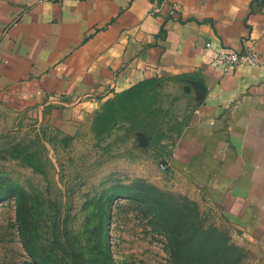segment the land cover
Here are the masks:
<instances>
[{"label": "crops", "instance_id": "1", "mask_svg": "<svg viewBox=\"0 0 264 264\" xmlns=\"http://www.w3.org/2000/svg\"><path fill=\"white\" fill-rule=\"evenodd\" d=\"M249 45L258 66L214 61ZM144 80L174 85L184 111L151 178L264 244V0H0V102L73 135Z\"/></svg>", "mask_w": 264, "mask_h": 264}, {"label": "rangeland", "instance_id": "2", "mask_svg": "<svg viewBox=\"0 0 264 264\" xmlns=\"http://www.w3.org/2000/svg\"><path fill=\"white\" fill-rule=\"evenodd\" d=\"M156 84L150 110H136L135 130L119 118L100 136L93 123L71 135L48 109L0 102V264H38L19 225L43 264H173L165 231L143 202L127 197L131 187L193 202L203 227L237 247L229 253L232 264H264L263 243L232 231L214 206L151 178L184 114L175 86ZM12 188L21 192L19 220L15 198L1 199Z\"/></svg>", "mask_w": 264, "mask_h": 264}, {"label": "trees", "instance_id": "3", "mask_svg": "<svg viewBox=\"0 0 264 264\" xmlns=\"http://www.w3.org/2000/svg\"><path fill=\"white\" fill-rule=\"evenodd\" d=\"M156 87L155 81L144 80L108 99L93 120L94 133L97 136L108 133L119 118L128 121L130 129L135 130L141 123L138 120L139 112L136 110L140 107L144 111L150 110L151 103L155 100ZM145 188L146 190L138 189L132 192L133 187H131L127 197L143 202L165 231L173 264H232L229 253L237 247L229 245L227 238L217 234L214 227L206 229L203 227L198 209L193 202L182 199L181 203H178L166 192L154 187ZM19 195L21 192L12 188L9 193L1 196V199L11 196L15 198L18 206V220L21 215ZM176 211H178L177 215ZM164 212L168 213L163 214ZM19 231L28 254L38 264H43L27 245L26 232L21 225H19ZM214 235L219 239L213 238Z\"/></svg>", "mask_w": 264, "mask_h": 264}, {"label": "built area", "instance_id": "4", "mask_svg": "<svg viewBox=\"0 0 264 264\" xmlns=\"http://www.w3.org/2000/svg\"><path fill=\"white\" fill-rule=\"evenodd\" d=\"M79 1V0H77ZM170 14H173V10H170ZM210 44L206 43V47ZM214 61L216 64L223 66L224 71L233 69L238 65L247 66H258L259 65V55L254 45L246 46L240 50L236 49H219L215 52ZM168 167V162L166 160L159 163V168L161 170H166Z\"/></svg>", "mask_w": 264, "mask_h": 264}]
</instances>
